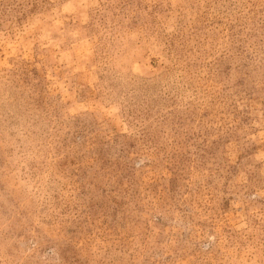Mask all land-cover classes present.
Returning a JSON list of instances; mask_svg holds the SVG:
<instances>
[{
	"label": "rangeland",
	"instance_id": "rangeland-1",
	"mask_svg": "<svg viewBox=\"0 0 264 264\" xmlns=\"http://www.w3.org/2000/svg\"><path fill=\"white\" fill-rule=\"evenodd\" d=\"M0 264H264V0H0Z\"/></svg>",
	"mask_w": 264,
	"mask_h": 264
}]
</instances>
